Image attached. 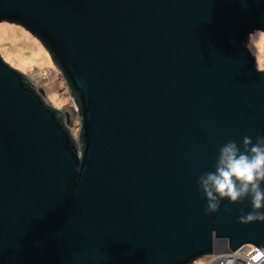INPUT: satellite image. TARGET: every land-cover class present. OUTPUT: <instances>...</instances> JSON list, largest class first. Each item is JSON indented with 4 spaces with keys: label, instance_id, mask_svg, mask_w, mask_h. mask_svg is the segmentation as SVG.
Masks as SVG:
<instances>
[{
    "label": "water",
    "instance_id": "water-1",
    "mask_svg": "<svg viewBox=\"0 0 264 264\" xmlns=\"http://www.w3.org/2000/svg\"><path fill=\"white\" fill-rule=\"evenodd\" d=\"M2 22L44 46L80 126L75 140L0 58V264L264 248V221L238 223L249 199L210 213L197 184L228 140L264 136V71L247 49L264 0H0Z\"/></svg>",
    "mask_w": 264,
    "mask_h": 264
},
{
    "label": "clouds",
    "instance_id": "clouds-1",
    "mask_svg": "<svg viewBox=\"0 0 264 264\" xmlns=\"http://www.w3.org/2000/svg\"><path fill=\"white\" fill-rule=\"evenodd\" d=\"M197 184L207 212H217L223 200L238 204L247 198L251 211L241 215L238 223L264 221V136H257L253 142L245 135L240 146L228 140L219 148L214 171L203 173Z\"/></svg>",
    "mask_w": 264,
    "mask_h": 264
},
{
    "label": "rangeland",
    "instance_id": "rangeland-1",
    "mask_svg": "<svg viewBox=\"0 0 264 264\" xmlns=\"http://www.w3.org/2000/svg\"><path fill=\"white\" fill-rule=\"evenodd\" d=\"M247 49L254 58L258 71H264V32L250 35ZM0 58L14 70L26 76L37 91L43 92L47 105L68 117L69 124L65 127L72 137L77 139L80 122L73 100L68 96L69 90L62 74L54 66L41 42L25 29L0 23ZM193 264H204L197 259Z\"/></svg>",
    "mask_w": 264,
    "mask_h": 264
},
{
    "label": "built area",
    "instance_id": "built-area-1",
    "mask_svg": "<svg viewBox=\"0 0 264 264\" xmlns=\"http://www.w3.org/2000/svg\"><path fill=\"white\" fill-rule=\"evenodd\" d=\"M257 256L259 259H255ZM201 259L204 264H264V248L260 250L252 246H245L235 253L206 255Z\"/></svg>",
    "mask_w": 264,
    "mask_h": 264
},
{
    "label": "trees",
    "instance_id": "trees-1",
    "mask_svg": "<svg viewBox=\"0 0 264 264\" xmlns=\"http://www.w3.org/2000/svg\"><path fill=\"white\" fill-rule=\"evenodd\" d=\"M28 86L35 87V86L32 84V82H30V81H29V83H28ZM70 95H71V94H70ZM71 98L74 99L73 95H71ZM74 103H75V106L78 105V104L76 103L75 99H74ZM64 126H65V124H64ZM65 129L67 130V127H65ZM68 132H69V131H68Z\"/></svg>",
    "mask_w": 264,
    "mask_h": 264
},
{
    "label": "snow or ice",
    "instance_id": "snow-or-ice-1",
    "mask_svg": "<svg viewBox=\"0 0 264 264\" xmlns=\"http://www.w3.org/2000/svg\"><path fill=\"white\" fill-rule=\"evenodd\" d=\"M255 259H259V256L255 257Z\"/></svg>",
    "mask_w": 264,
    "mask_h": 264
},
{
    "label": "bare ground",
    "instance_id": "bare-ground-1",
    "mask_svg": "<svg viewBox=\"0 0 264 264\" xmlns=\"http://www.w3.org/2000/svg\"><path fill=\"white\" fill-rule=\"evenodd\" d=\"M64 124H66V123L64 122Z\"/></svg>",
    "mask_w": 264,
    "mask_h": 264
}]
</instances>
